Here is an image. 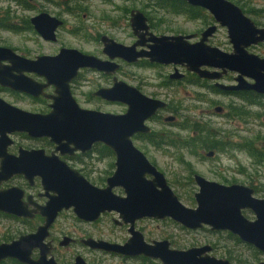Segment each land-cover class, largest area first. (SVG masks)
Masks as SVG:
<instances>
[{
	"label": "water",
	"instance_id": "obj_1",
	"mask_svg": "<svg viewBox=\"0 0 264 264\" xmlns=\"http://www.w3.org/2000/svg\"><path fill=\"white\" fill-rule=\"evenodd\" d=\"M176 1H183L207 11L215 23L225 28L231 52L222 53L205 45L206 37L212 33L214 27L204 31L197 43L188 44L186 40L189 36H153L147 32L143 15L139 11H131L129 15L132 33L140 39L147 35L146 41L150 45H147L146 51H136L135 47H142L143 42L137 41L126 47L102 37L104 52L109 59L119 58L126 63H135L144 58L149 63L180 65L198 78L210 81L217 80L220 74L201 71L200 67L220 70L222 73L228 71L236 74L235 85L215 83V88L223 92L250 91L264 96V59L245 51V48L264 41V30L257 29L236 6L226 0ZM31 24L43 40L55 42L56 30L62 22L47 13H41L31 19ZM4 62L8 65H4ZM80 69H92L112 75L116 66L75 49L62 48L54 56L27 59L18 56L12 49L0 48V87L33 98L42 95L51 100L50 111L47 114H38L18 109L0 98V181L28 169L33 174L41 175L45 188L56 194L43 209L45 225L35 234L22 236L11 244L0 245V261L12 258L24 264H56L54 261H47L45 257L31 261L30 251L45 238L57 215L69 209H72L79 220L86 222L96 221L101 213L115 212L123 224H129L131 237L122 246L104 242L88 244L91 248L105 252L127 256L141 255L157 259L160 264H230L226 260L210 257L208 246L178 251L169 249V244L165 241H153L146 245L142 242L141 235L132 229V223L137 219L168 218L189 230L207 226L210 230L228 231L264 256V199L253 198L252 190L245 186H224L194 174L192 180L197 188L193 193L195 207H184L167 186L164 176L148 163L130 139L135 133H149L144 122L157 110L163 109L165 103L147 98L137 89L113 78L110 87L100 88L92 95L107 103L124 105V113L111 114L81 108L70 89V84ZM29 74L43 77L46 83H36L28 77ZM170 77L179 79L181 76L174 73ZM49 86L54 91L48 96L43 90ZM218 111L215 108V112ZM170 120L172 118L167 117L164 122ZM262 122L264 123V117ZM13 133H26L31 138L48 139L56 145L51 156L86 153L99 144L114 156V171L106 179L105 188L97 189L58 158L57 162L52 158L44 159L42 150L21 151L20 159L12 161L10 166L6 165L3 157L8 156L5 154L8 144L6 138ZM24 156H29L36 162L35 165H22ZM212 156V152L205 154L206 158ZM146 176L150 179H146ZM115 187L123 190V198L112 194L111 190ZM12 192L13 190L0 192V211L17 216L20 215L19 207L13 201H17L18 197L13 196ZM245 209L253 214V221L248 222L242 217L241 210ZM75 264L85 263L82 259H77Z\"/></svg>",
	"mask_w": 264,
	"mask_h": 264
},
{
	"label": "rangeland",
	"instance_id": "obj_2",
	"mask_svg": "<svg viewBox=\"0 0 264 264\" xmlns=\"http://www.w3.org/2000/svg\"><path fill=\"white\" fill-rule=\"evenodd\" d=\"M238 7L251 21L264 27V0H226ZM33 9L23 10L17 4L8 1H0V19L5 12H8L15 32L0 29V47L14 49L27 58L47 55L53 56L60 48H72L82 53L98 54L100 50L96 42L97 36L101 33L111 36L113 39L128 44L134 41L128 26V13L130 10H138L146 14L154 26L155 35H176L191 34L199 28L200 21H187L179 16L155 9L147 0H33ZM71 10V11H70ZM73 11V12H72ZM252 11L253 13L248 14ZM46 12L63 21V27L57 31L55 42H44L32 28H24L21 23L29 20L39 13ZM201 21L206 19L201 16ZM220 49H229V44L224 31H219L213 41ZM264 49V46H262ZM170 72L162 68H148L146 66L122 65L119 79L133 87H137L145 96H152L159 100L170 101L178 106L176 119L177 124L183 119H191L203 129L212 133L218 132L220 137H228V143L236 146L244 140H248L251 146L259 152L264 153V98L259 97L258 104L251 107L244 106L242 100L228 97L216 91L189 86L186 82L177 88H159L157 85L162 81V75ZM229 74L222 84L232 82ZM33 78H36L33 75ZM72 95L81 108L90 109L96 107L98 111L122 114L125 107L120 104L104 102L87 103L88 94L109 84L106 77L96 74L82 73L74 80ZM248 81V80H247ZM250 82V81H248ZM0 98L10 105L24 111L40 113L49 112L47 102H33L24 96H12L5 90H0ZM219 106L223 109L222 115L213 112V108ZM239 108L247 112L245 116L230 115V109ZM240 109V110H241ZM228 114V117H227ZM160 124V125H159ZM152 128L154 132H165L168 137L191 135L190 131H181L176 126H162L159 123ZM134 146L147 160L164 176L167 186L176 196L178 201L186 208H194L193 193L197 191L192 182V174L199 175L207 181L222 185L239 184L253 190V196L264 199V161H259L260 156H249L242 149L227 148L214 152L212 158H206L204 153L209 151L201 149L197 151L200 156L189 155L186 150L154 148L149 144L133 141ZM214 151V150H213ZM89 156H98L93 151ZM110 156H113L112 154ZM92 159V158H91ZM88 159L97 173H89L88 178L99 182L112 172L109 168L110 161L104 160L97 163L95 159ZM81 168V167H77ZM86 169H90L86 167ZM117 195H122L119 188L113 190ZM251 218L252 214H245ZM117 219L116 215L105 214L95 224H85L79 221L69 211L61 214L56 222L55 231L58 234H89L98 239L120 243L127 239L125 227H115L112 220ZM1 223V219H0ZM4 225L10 224L3 221ZM11 225V224H10ZM136 228L141 231L146 241L167 240L172 247L178 250H185L191 247L211 245L216 243L224 249L211 252V256L217 259H226L230 263L250 264L260 259L252 250L235 243L224 235H213L205 230L189 231L181 228L170 220L156 221L147 219L136 223ZM18 229L9 235L19 232H26V226L18 224ZM0 229L2 226L0 224ZM75 251V250H74ZM230 251V253H226ZM92 264H120L111 255L81 254ZM71 256L64 253L63 261H69ZM255 263V262H254ZM122 264H138V261H131ZM151 264H155L151 261Z\"/></svg>",
	"mask_w": 264,
	"mask_h": 264
},
{
	"label": "flooded vegetation",
	"instance_id": "obj_3",
	"mask_svg": "<svg viewBox=\"0 0 264 264\" xmlns=\"http://www.w3.org/2000/svg\"><path fill=\"white\" fill-rule=\"evenodd\" d=\"M0 1L4 2V1H8V0H0ZM24 1H26L28 3V6L18 5L17 3L12 2V1H8V2L17 4L23 10H28V9H33L34 10L33 4L31 2L33 0H24ZM45 1H49V0H45ZM70 1H73V0H70ZM103 1L108 2V0H103ZM147 1L151 2L152 6L155 9H158L157 7H155L156 3L153 0H147ZM174 1H176V0H174ZM177 2H179L180 6H181L180 7L181 9L176 14H173L172 12L167 11L165 9H158V10L164 11V12L172 14V15L179 16V17H181L183 19H186L187 21H200V25H199V28H198V30L196 32H193L191 34H176V35L189 36V38L186 40V42L188 44H194V43H197L201 39V34L204 31H206L210 27H214V30L212 31V33L209 36L206 37V41L204 42L205 45L208 46V47L216 48L219 51H221L222 53H227L228 54V53L231 52V46H230V44L228 42L225 28L220 27L217 23H215L213 18H212V16L207 11H205L204 9L199 8V7H192V6L188 5L186 2H183V1H177ZM131 11H138V10H130L129 13ZM139 12L146 19L145 25L148 28L147 32L151 33L153 36H160L159 34L158 35L154 34V32H153L154 26L151 23L150 19L146 16V14H144L141 11H139ZM42 13H46V12H42ZM129 13H128V26H129V29H130V32H131V36L134 38V41L126 44L123 41H118L116 39H113L111 36H108L107 34L101 33L100 35L97 36V40H96V42L98 44V47L100 49L98 51V54L83 53V54H86V55L94 56L98 60H100L101 62H108V63L114 64L116 66L115 72L112 75H105L102 72H98V71H95V70H92V69H80L78 74H77V76H76V78L74 80H76L79 77V75L82 74V73L96 74V75H98L100 77L104 76V77H106L107 80L110 81L108 85H106L104 87H98L97 90L100 89V88H108V87L111 86L113 78H115L116 81L123 82V81H121L119 79V74L121 73V66L122 65L140 64V65L146 66L148 68H162V69H166V70L170 71L167 74L162 75V77H161L162 81L159 83V85H157V87H159V88H163V87L164 88H172L173 85H175L176 88H177L179 85H182V84H184L186 82L189 86H192V87L208 89L210 91L211 90L212 91H216V92L221 93L223 95H226L228 97H232V98L237 99V100H242L241 96H242V94H244L246 92H223V91L219 90L218 88L214 87L215 83L221 84V85H225V86H227V85H229V86L235 85L234 78L236 77V74L232 73V72L226 71L225 73H222V71H220V70H214V69L208 68V67H200L201 71H207L209 73L220 74V76H219V78L217 80L210 81V80L198 78L195 74L186 71V69L183 66H180V65H173V64L162 65V64H157V63H149L148 60L144 59V58L138 59L137 62H135V63H126L125 61H123V60H121L119 58H114V59L110 60L109 57L107 56V54H105V52H104V47H103V44L101 42V38L102 37H105V38L113 41L114 43H117V44H120V45H123V46H126V47L131 46L132 44H134L137 41L143 42V46L142 47H135L136 51H138L140 49H143V50L146 51L147 50V45H150V43L146 41V39L148 38L147 35H144L140 39V38H137L132 33V30L130 28V15H129ZM241 13L243 14L242 11H241ZM247 13L251 14L253 12L250 11V13L249 12H247ZM40 14L41 13L37 14L36 16H38ZM48 15L51 16L50 14H48ZM202 15H204L206 17V19L201 21L200 18H201ZM243 15L245 17H247L245 14H243ZM36 16L31 17L29 20L23 21L21 23V25L24 28H27V29L28 28H32L34 30V32L41 38V40H43L42 37L35 31L33 25L31 24V19L36 17ZM51 17H54V16H51ZM10 19L11 18L9 16L8 12H5L3 14V16H2V19H0V24H2L1 25L2 28L0 27V29H6L8 27H10V28L12 27L13 28L12 24L6 22V21H9ZM58 20H60V19H58ZM1 21H3L5 24L2 23ZM60 21L62 22V25L56 30V33H55L56 36H57V31L61 27H63V25H64L63 21L62 20H60ZM251 22L253 23V25L257 29H263L264 30V27H260L258 24H255L253 21H251ZM6 30H9V29H6ZM9 31L15 32V30H9ZM219 31H224L225 32L227 43L229 44V49H220L218 46L214 45V43H213L214 38H215V36L217 35V33ZM43 41L44 42H50V41H45V40H43ZM262 46H264V41L260 42V43H257L256 45H251V46L245 48V51L247 53H249V54L257 56L258 58L264 59V49H263ZM0 48H8V47H0ZM9 49H11V48H9ZM60 49H62V48H60ZM66 49H72V48H66ZM12 50L18 56L27 58V57L23 56L22 54H19L18 52H16L14 49H12ZM59 50H58V52H59ZM40 56H47V55H40ZM40 56H35L32 59H35V58L40 57ZM27 59H31V58H27ZM3 64L4 65H8L7 62H4ZM174 73H177L181 77L179 79L171 78L170 76L173 75ZM229 74H233L234 75V76L231 77L232 82H230L229 84H222L221 81L225 80L228 77ZM33 75H35V74H29L28 77H30L31 79H33L36 83H38L40 85L46 83V81H45V79L43 77H38L37 75H35L36 78H33ZM74 80L70 84L71 93H72L73 82H75ZM123 83H125V82H123ZM125 84H127V83H125ZM127 85H129V84H127ZM129 86H131V85H129ZM131 87H133V86H131ZM133 88L137 89L141 93V91L137 87H133ZM2 89L5 90V92H8L9 94H11L12 96H24L26 98L31 99L33 102H47L48 109H49V105L51 104V100L45 98L42 95H40L39 97L33 98V97H30V96H27V95H24V94H20V93H17V92H13V91H10L9 89L0 87V90H2ZM97 90H95L94 92H96ZM53 91H54V88L51 87V86H49V87H47V88H45L43 90V92L46 95H48V96L52 95ZM94 92L88 94V99H87V103L88 104H90L91 102H95L96 103V102H99V101L107 103L105 101H102V100H100L98 98L93 97L92 94ZM141 94L144 95L143 93H141ZM257 96L264 98V96H259V95H257ZM145 97L150 98V99H154V100H159V99H156L155 97H152V96H145ZM159 101L165 103V107L163 109L157 110L149 119H147L144 122V124L149 128V133L148 134L135 133L130 138L131 139V143H132L133 146H134L133 141H136V142H139V143H143V144H147V145L149 144L150 146H152V145H151V143H149L150 142L149 140L155 141L154 144H158V143L164 142V139L166 138L167 133H165L164 131L163 132H160V131L159 132H154L152 127L154 125H156V124L161 123V124H163L162 126H167V127L168 126H176L177 125L179 127V123L177 124V119H176L177 115H179V113H178L179 111L177 110L178 106H174L170 101H167V100H159ZM242 102L244 103L243 100H242ZM112 104H119V103H112ZM245 104L246 103H244L243 105L245 106ZM120 105H122V104H120ZM215 108H218L219 111L215 112ZM18 109H20V108H18ZM90 110L98 111V109L96 107H92V108H90ZM49 111H50V109H49ZM26 112H29V111H26ZM213 112L215 114H217V115H222L224 111H223V109L221 107L216 106V107L213 108ZM30 113H34V112H30ZM47 113H48V111L47 112H40L38 114H47ZM167 117L172 118V120L164 122V119L167 118ZM227 117H228V114H227ZM189 121L194 122L191 119H189ZM213 136H214L213 138H215L216 136L220 137V134L218 132H214ZM6 141L8 142V144L5 147V154L8 155V156H3V157L5 158L4 159L5 164L6 165L8 164L9 166L12 165V161L15 162V160H18V159L21 158V156H19L21 151L23 152V151H38V150H42V151H44V154H45V156H43L44 159H46V158L47 159H51L52 158V160L55 159L54 161L57 162L56 158H58L59 161L64 163L70 170L76 171L85 181H87L90 185H92L93 187H95L97 189L105 188L106 179L109 176H111V174L114 171V161H115L114 156H88L89 154L92 153L95 145L92 147V150L90 152H86V153L76 152L73 155H68V154L59 155V154H55V155H58V156H51L55 152L56 145L54 143H51L46 138H31L26 133H13V134H8L7 135ZM216 142L218 143V145H220L222 147H225L228 144V137L227 138L223 137V139L222 138H218V139H216ZM96 145L98 146L99 144H96ZM157 149H159V148H157ZM207 152H212L213 155H214L215 151L209 150ZM207 152L204 153V156H205V154ZM212 157H210V158H212ZM88 159H91V160L95 159L97 163L103 162L104 160H109V161L111 160L109 168H112V172L108 173V176L103 179V183H100V182H102V180L99 182L100 179L99 180L96 179V180L91 181L88 178L89 173H92V174L93 173L94 174L97 173V170L94 169L93 166H91V164H87ZM145 159L147 160L146 157H145ZM23 160H22L21 164L22 165L24 164V166L26 165L28 167H30V165H35V163H36L35 161L31 160L29 158V156H26V157L24 156ZM1 163H2V158H0V167H1ZM148 163L151 164L149 161H148ZM77 167H81V168H77ZM86 167H89L90 169H86ZM193 175L194 174H192V176ZM192 176H191V179H192ZM146 179H150V177L146 176ZM192 182H193V180H192ZM220 185H222V184H220ZM224 186H229V185H224ZM245 187H247V186H245ZM117 188H119L121 190L122 195H117V194H115L113 192V190H115ZM247 188H249V187H247ZM11 190H13V192H12L13 196H15L16 198L18 197V200L16 201V199H15V201H13V202L16 203V205L19 207L20 215L16 216L14 214H10V213H7V212L0 211V219H1V223L0 224L2 226V230L0 229V245L11 244V243L19 240L20 237H22V236H28V235L35 234L38 231L39 228H41V227H43L45 225L46 219H45V216L43 214L44 213V211H43L44 207H46L47 203L50 201V199L52 197H56L55 192H53L51 190H47L45 188V184H44V180H43L42 176L39 175V174H35V173L33 174L31 171H28V169L24 170L21 173L13 174L10 177H8L7 179H4V180L0 181V192H4V191L8 192V191H11ZM111 192H112L113 195H115L117 197H121V198L124 197L123 190L120 187L113 188L111 190ZM252 197L255 198V199H262V198L254 197L253 196V190H252ZM192 198H193V196H192ZM194 204H195V202H194ZM69 211L72 212V209H69L67 211H65V210L61 211L57 215V217L54 219V221L51 223V225L49 226L45 238L42 241L38 242L36 244V246L31 249L30 256H29V259L31 261L35 262V261H38L40 259V257H45V259L47 261H54L56 264H75L77 259H82V261L85 264H92V263H89L81 255L83 253H90V254H101V255H109V256L111 255L112 257H115L120 262V264L128 263V262H131V261H138V264H151V261H154L155 264H160V262L157 259L146 258V257L141 256V255H139V256H127V255H122V254H119V253L105 252L103 250H99V249H96V248H91L88 245L89 243L104 242V243H107V244H115V245H118V246H122L128 241V239L131 237V235H130V233L128 231L130 229V226H129V224H123L121 219L118 217V214L115 213V212H104V213H101L97 217V220H99L105 214H111V213L115 214L117 219H113L111 222H112V224L115 227H125V231H126L128 237H127V239L124 242L115 243V242L104 241V240L98 239L97 237H93V236H91L89 234H81V235L75 234L74 236H72V235H69V234H58V233H56L55 227H56V222H57L58 218L61 216V214L65 213V212H69ZM245 214H252V213L249 210H246V209L245 210H241V215L246 221L251 222V221L254 220L253 214H252L251 218L246 217ZM147 219H151V218H141V219H137V220L133 221L132 229H133L134 232H137V233H139L141 235L142 242L144 244L149 245L151 242H153L155 240L146 241L144 239V236L141 233V231L139 229H137L136 226H135L136 223H138L139 221H143V220H147ZM97 220L94 221V222H86V221H83V220H79V221H81V222H83L85 224H95L97 222ZM152 220H155V219H152ZM164 220H170V219L166 218V219H163V220H156V221H164ZM3 221L9 222L11 225L10 224L4 225ZM171 222H173V221H171ZM173 223H175V222H173ZM18 224L26 226L27 231L26 232L17 231L16 233H14L16 235H13V234L9 235L8 233L14 232L15 229H18L17 228ZM175 224H177V223H175ZM179 226L181 228H183L181 225H179ZM183 229H185V228H183ZM186 230H189V229H186ZM198 230H205L208 233L213 234V235H224L226 238H228L230 240H233L235 243L240 244L242 246H245L246 248L252 250L255 254H257V256H260V259H258V260L256 259L255 261H253L250 264H258V263L264 262V256L262 255V253L257 251L253 246L241 242L237 236L229 233L228 231L210 230V228L207 227V226H202L199 229L189 230V231H198ZM162 241H165V242H167L169 244V246H168L169 249L178 250V249L173 248L171 243L168 242L167 240L163 239V240H157L155 242H162ZM202 246H208L210 248V251L208 252V255L210 257H212V258H214V257L210 255L211 252H214L217 249L220 250V249H224L225 248V246H223L224 248H222L221 246H220V248H218L217 247L218 245L216 243L215 244L212 243L211 245H202ZM199 247H201V246H199ZM191 248H197V247H191ZM178 251H183V250H178ZM64 253L66 255L71 256V259L69 261H63L62 260V257H64ZM226 253H230V251H226ZM214 259H217V258H214ZM221 260H226V259H221ZM226 261L230 263V261H228V260H226ZM0 264H24V263H21V262L17 261L16 259L5 258V259L0 261ZM230 264H233V263H230ZM235 264H246V263H235Z\"/></svg>",
	"mask_w": 264,
	"mask_h": 264
},
{
	"label": "trees",
	"instance_id": "obj_4",
	"mask_svg": "<svg viewBox=\"0 0 264 264\" xmlns=\"http://www.w3.org/2000/svg\"><path fill=\"white\" fill-rule=\"evenodd\" d=\"M17 3L18 5L28 6V3L24 0H8ZM156 4L155 7L158 9H165L167 11L172 12L173 14H176L180 11V4L177 1L174 0H153ZM4 23L3 21H1ZM5 24V23H4ZM2 24H0L1 27ZM7 27V26H6ZM2 28V27H1ZM9 30H14V28H6ZM242 100L244 101L246 107H250L254 104H258L259 97L252 92H246L242 94ZM239 108L238 110L231 108L230 109V115H236V116H245L247 112L243 111V109ZM179 130L181 131H190L192 134L185 136H176V137H168L170 134L166 135V138L164 139V142L154 144L155 141L149 140L151 145L155 148H164V149H176V150H186L189 152V155L192 156H200L197 154L198 150L204 149V150H214L215 152L222 151L225 147L231 149H242L246 151V153L249 156H260L261 159L259 161H264V153L256 151L252 146L250 141L244 140L243 142H240L236 146H231L229 143L222 147L218 145V143L214 140L213 133L209 130H205L202 127H200L195 122L189 121L186 118L183 119L182 123H179ZM97 151L98 156H110L112 153L105 147L101 145H95L93 151ZM92 151V152H93ZM90 155V154H89ZM88 155V156H89Z\"/></svg>",
	"mask_w": 264,
	"mask_h": 264
}]
</instances>
